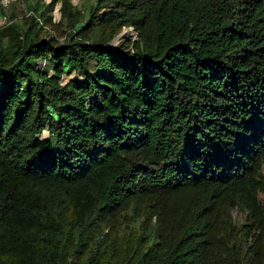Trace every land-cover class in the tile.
<instances>
[{"label": "trees", "instance_id": "16d2710c", "mask_svg": "<svg viewBox=\"0 0 264 264\" xmlns=\"http://www.w3.org/2000/svg\"><path fill=\"white\" fill-rule=\"evenodd\" d=\"M29 7L0 29V264H264V0Z\"/></svg>", "mask_w": 264, "mask_h": 264}, {"label": "rangeland", "instance_id": "374dc122", "mask_svg": "<svg viewBox=\"0 0 264 264\" xmlns=\"http://www.w3.org/2000/svg\"><path fill=\"white\" fill-rule=\"evenodd\" d=\"M52 1L53 0H18L8 10V14H10L14 18H20L24 16L28 12V10L31 11V8L29 7L30 4L40 3L41 6H44L46 8ZM73 3L77 7H79L83 11V13L86 14L88 12L89 7L95 3V0H73ZM61 6V1H58L54 5V7L48 9V15H51L53 17L54 22H59L61 20ZM126 32H129L128 36L123 35ZM121 34V39L114 42V46H118L123 42H132L138 38L137 32L132 27L124 29ZM75 77L82 79L81 75L79 76L78 74H75ZM235 216L238 220H241L243 217L241 212H235Z\"/></svg>", "mask_w": 264, "mask_h": 264}, {"label": "built area", "instance_id": "2783aa9c", "mask_svg": "<svg viewBox=\"0 0 264 264\" xmlns=\"http://www.w3.org/2000/svg\"><path fill=\"white\" fill-rule=\"evenodd\" d=\"M18 0H0V29L8 27L14 24L18 19L23 17H28L33 14V12H27L26 15L20 18H13L10 14H8V10L12 7V5ZM42 23V20L39 19ZM51 32L52 29L48 28Z\"/></svg>", "mask_w": 264, "mask_h": 264}, {"label": "water", "instance_id": "95a60500", "mask_svg": "<svg viewBox=\"0 0 264 264\" xmlns=\"http://www.w3.org/2000/svg\"><path fill=\"white\" fill-rule=\"evenodd\" d=\"M122 34H120L111 44H109V46L114 45L113 43L116 42L117 40L121 39Z\"/></svg>", "mask_w": 264, "mask_h": 264}]
</instances>
